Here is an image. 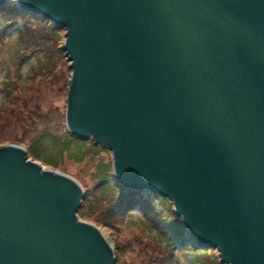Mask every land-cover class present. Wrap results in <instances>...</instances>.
I'll return each mask as SVG.
<instances>
[{"label": "water", "instance_id": "water-1", "mask_svg": "<svg viewBox=\"0 0 264 264\" xmlns=\"http://www.w3.org/2000/svg\"><path fill=\"white\" fill-rule=\"evenodd\" d=\"M12 0H0V7ZM65 28L64 126L197 249L264 264V0H14ZM84 188L0 147V264H115Z\"/></svg>", "mask_w": 264, "mask_h": 264}, {"label": "rangeland", "instance_id": "rangeland-1", "mask_svg": "<svg viewBox=\"0 0 264 264\" xmlns=\"http://www.w3.org/2000/svg\"><path fill=\"white\" fill-rule=\"evenodd\" d=\"M20 29V24L15 26L0 42V147L21 146L27 150L29 159L74 178L84 191L89 190L90 206L81 220L105 233L106 241L115 251V264H168L165 255L162 258L159 253L158 244L168 241L169 235H157L138 210L124 225L119 219L109 218V201L93 191L99 180L113 178L112 153L95 146L90 139L74 141L64 126L69 72V62L62 49L65 28L56 33L59 40L50 33L40 34V41L32 39L34 43H29V49L19 40ZM37 153L41 154L40 158L36 157ZM172 243L176 244L178 253L174 264L219 262L217 251L198 255L199 250L192 249L189 239L184 245L177 240Z\"/></svg>", "mask_w": 264, "mask_h": 264}, {"label": "trees", "instance_id": "trees-1", "mask_svg": "<svg viewBox=\"0 0 264 264\" xmlns=\"http://www.w3.org/2000/svg\"><path fill=\"white\" fill-rule=\"evenodd\" d=\"M19 24L21 25V29L19 30V40L27 46L25 47L27 49L31 48V44L29 43H34V41L31 42L32 39H36L35 42L37 43L40 41V34L49 35L50 33V36L53 39L59 40L56 33L62 28L61 26H56L51 22L44 20L40 16L32 15L23 11L17 3L13 1L0 7V42H3L7 33L12 31L15 26ZM34 34L39 36L36 37ZM71 138L78 142L87 141L79 140L73 136H71ZM40 156L41 154L37 153L36 157L40 158ZM93 191L97 196L101 194L103 200L109 201V218L114 217L116 220L119 219V223L124 225L127 218L138 210L144 217L146 223L152 230H155L157 235H169V239L167 238L168 241H161V243L158 244L159 253L162 258L165 255L168 264H174V258L178 253L176 250V244L172 242L177 240L180 245H184L188 239L185 227L183 226L181 219L174 213L172 203L168 199L153 196L146 191L124 190L115 182L114 178L99 180V184L93 189ZM88 192L89 190H85V197L78 213L80 219L86 217L85 210L90 206L87 198ZM108 225L114 226L112 223ZM156 240H158L157 236ZM198 252L200 253L198 255L205 253L204 251ZM208 264H211V262ZM216 264H220V262L217 261Z\"/></svg>", "mask_w": 264, "mask_h": 264}, {"label": "bare ground", "instance_id": "bare-ground-1", "mask_svg": "<svg viewBox=\"0 0 264 264\" xmlns=\"http://www.w3.org/2000/svg\"><path fill=\"white\" fill-rule=\"evenodd\" d=\"M4 6V5H3ZM93 144H94V142H93ZM95 145V144H94ZM95 146H97V145H95ZM81 220V219H80ZM82 221V220H81ZM101 234H102V236L105 238V233L104 232H101ZM192 249L194 250V249H196V250H199V251H208V250H205V249H197L195 246H192ZM209 250H212V249H209ZM214 251H217V250H214ZM218 252V251H217ZM114 253H115V251H114ZM218 255H219V253H218ZM115 262H116V256H115ZM219 262H220V258H219ZM220 264H222L221 262H220Z\"/></svg>", "mask_w": 264, "mask_h": 264}]
</instances>
